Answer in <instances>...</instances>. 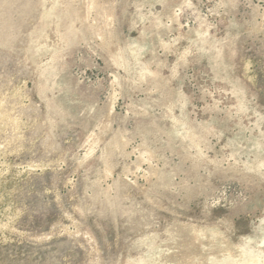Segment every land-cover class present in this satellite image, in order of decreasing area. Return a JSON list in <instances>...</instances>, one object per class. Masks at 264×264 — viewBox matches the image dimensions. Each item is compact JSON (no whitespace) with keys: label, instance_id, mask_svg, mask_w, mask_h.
I'll return each mask as SVG.
<instances>
[{"label":"rangeland","instance_id":"374dc122","mask_svg":"<svg viewBox=\"0 0 264 264\" xmlns=\"http://www.w3.org/2000/svg\"><path fill=\"white\" fill-rule=\"evenodd\" d=\"M0 264H264V0H0Z\"/></svg>","mask_w":264,"mask_h":264}]
</instances>
